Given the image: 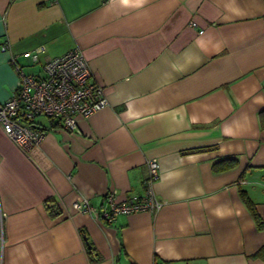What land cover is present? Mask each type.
I'll list each match as a JSON object with an SVG mask.
<instances>
[{
  "label": "crops",
  "instance_id": "obj_1",
  "mask_svg": "<svg viewBox=\"0 0 264 264\" xmlns=\"http://www.w3.org/2000/svg\"><path fill=\"white\" fill-rule=\"evenodd\" d=\"M75 48L108 104L74 130L39 120L27 152L0 128V264H264L241 197L264 219V0H0V101L12 59L38 74ZM150 159L164 204L104 218L108 192L144 193Z\"/></svg>",
  "mask_w": 264,
  "mask_h": 264
},
{
  "label": "built area",
  "instance_id": "obj_2",
  "mask_svg": "<svg viewBox=\"0 0 264 264\" xmlns=\"http://www.w3.org/2000/svg\"><path fill=\"white\" fill-rule=\"evenodd\" d=\"M5 47L1 46L2 49ZM43 51L44 46L41 45L23 52V56L36 61ZM12 63L19 74V83L12 96L0 101V128L23 151L37 145L46 133L45 126L37 120L38 116L56 119L65 129L74 130L79 117H88L108 104L102 85L93 77L79 49L47 59L38 74L23 71L15 59ZM146 164L144 193L117 201L113 192H108V204L99 210L104 218L110 220L119 213L154 212L164 204L152 189L158 176V162L150 159ZM72 206L79 212L98 211L85 198L74 201Z\"/></svg>",
  "mask_w": 264,
  "mask_h": 264
},
{
  "label": "trees",
  "instance_id": "obj_3",
  "mask_svg": "<svg viewBox=\"0 0 264 264\" xmlns=\"http://www.w3.org/2000/svg\"><path fill=\"white\" fill-rule=\"evenodd\" d=\"M260 120L262 121V123H264V110H261L260 111ZM226 160H219L217 162H214L213 163V167L214 169H224V168H227L229 166H232L234 164V160H232L231 162H225ZM241 197H242V200L246 203L247 207L249 208L254 220H255V223H256V226L258 228H262L264 227V219H262L260 217V215L257 213V211L255 210V206H254V203L253 201L250 199V197L247 195L246 192L244 191H241ZM46 207L47 209L50 211V212H54L57 213L56 209V204H54L53 200H50L48 199L46 202ZM82 235H84V232L82 231ZM85 237V236H84ZM86 248H87V252L89 253L90 255V258L92 260V253H93V247L92 245L88 242V240L86 239ZM258 254V253H257Z\"/></svg>",
  "mask_w": 264,
  "mask_h": 264
},
{
  "label": "rangeland",
  "instance_id": "obj_4",
  "mask_svg": "<svg viewBox=\"0 0 264 264\" xmlns=\"http://www.w3.org/2000/svg\"><path fill=\"white\" fill-rule=\"evenodd\" d=\"M37 120L46 121L47 120V117H45V116H38L37 117Z\"/></svg>",
  "mask_w": 264,
  "mask_h": 264
}]
</instances>
